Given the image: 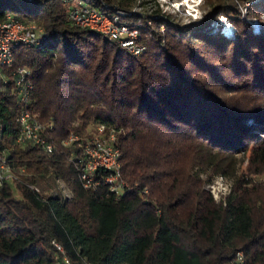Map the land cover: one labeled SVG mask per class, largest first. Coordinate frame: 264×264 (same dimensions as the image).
Segmentation results:
<instances>
[{"label":"trees","instance_id":"trees-1","mask_svg":"<svg viewBox=\"0 0 264 264\" xmlns=\"http://www.w3.org/2000/svg\"><path fill=\"white\" fill-rule=\"evenodd\" d=\"M8 1L0 0V18L12 13L46 32L41 48L17 47L14 66L32 69L30 108L48 124L55 149L48 154L17 141V91L12 80L1 85L0 147L20 181L19 193L11 181L0 184V264H69L65 257L71 264H234L239 250L246 264H264V195L252 194L248 179L237 175V154L249 147V159L264 168L256 133L264 130V105L260 97L248 104L231 99L247 88L264 92V39L242 18L245 0H208L214 6L198 25L145 18L139 27L148 49L141 55L73 24L71 0H14L28 9ZM223 14L238 27L237 39L203 31ZM91 121L117 130L121 175L129 182L120 195L105 185L83 187L71 160L77 147L63 143L71 133L84 137ZM159 130L193 142L191 191L167 152L138 144ZM48 174L72 195L43 193L39 178ZM217 175L234 178L220 200L205 187Z\"/></svg>","mask_w":264,"mask_h":264},{"label":"built area","instance_id":"built-area-1","mask_svg":"<svg viewBox=\"0 0 264 264\" xmlns=\"http://www.w3.org/2000/svg\"><path fill=\"white\" fill-rule=\"evenodd\" d=\"M134 1L137 7L127 9L110 6L107 0H71L67 6V17L73 24L98 31L105 39L115 41L129 52L141 55L147 51L148 45L141 39L142 32L139 25L143 24L145 18L152 23V17L166 16L165 13L169 10L164 9L165 13H163L158 12L157 8L150 7L147 12L141 11L143 0ZM179 2L174 1L172 5L178 11L183 10L181 12L187 14L190 20L198 22L204 20V13L195 8L197 0ZM242 17L245 18V15ZM223 19L227 20L222 16L220 20ZM255 22L253 29L257 33L260 32V24L258 21ZM160 28L164 30L165 25L161 24ZM220 28L221 26L218 29ZM222 32L225 36H229L233 30L227 33L223 27ZM45 40V30L34 20H19L12 13L0 18V86L12 80L17 91L19 109L16 121L20 127L17 141L22 145H38L46 153L51 154L55 144L45 134L48 124L41 121L30 108L31 96L35 88L32 69L22 65L14 66L15 51L19 45L39 49ZM63 143L66 146L74 144L77 147L71 160L74 161L83 187L97 189L100 185H105L111 192L120 195L129 186V182L121 175L122 152L118 144L117 130L113 126L103 122L96 123L93 134L81 137L77 133H71ZM15 171L0 147V184L4 181L18 183L20 176ZM31 187L40 191L35 184H31ZM71 194L68 193L66 196ZM56 245L63 250L60 244L56 243ZM65 261L71 264L67 257ZM234 264H246L244 251H237Z\"/></svg>","mask_w":264,"mask_h":264},{"label":"rangeland","instance_id":"rangeland-1","mask_svg":"<svg viewBox=\"0 0 264 264\" xmlns=\"http://www.w3.org/2000/svg\"><path fill=\"white\" fill-rule=\"evenodd\" d=\"M174 1L179 2L182 0H143L141 11L147 12L150 7H152L153 9L157 8L158 12H163L164 9H167L169 10V12L163 13H165L166 16L172 18L173 22L178 26H186L190 24L198 25L202 22L190 20L187 14L181 12L183 10L178 11V9H176L172 5V2L174 3ZM244 2L245 3H241L239 7L240 9H242L244 13L243 15H245V18H242L248 23L252 35L264 39V0H253L255 6L251 4L252 1L245 0ZM8 3L11 6L15 4L22 6L25 9L31 7V4L22 1L9 0ZM195 4V8H197L199 12L204 13V19L208 17V14L214 6V4H212V2L208 0H197ZM136 7L137 3L134 0H129V5L125 8L134 9ZM222 16L227 18V20L221 21L220 19ZM230 20L231 18L227 15H220L218 16V18L211 21L208 25H205L203 31L209 34L220 33L224 35L222 31L225 23L224 21H226L229 25H231V28L233 30L232 34H230L228 37L231 39H237L239 37L238 27L233 23L232 20ZM255 21H258L260 24V32L257 33L253 29ZM220 26L221 28L218 29ZM159 29L160 31L164 32L166 31V26L164 30H162L161 28ZM188 35L190 36L191 33H189ZM258 38L256 40H258ZM258 97H260V99H258L257 103L260 102L259 104L264 105V92L261 93L260 90L254 92L252 89L247 88L246 90H243L242 92H239L234 95V97H232L231 99L248 104L251 101L250 99L257 100ZM247 123L251 125V127H255V125L258 126L257 122L253 121L252 119H248ZM95 124L96 123L91 121L90 124L87 126V131L83 135L86 136V134L89 133L93 134V131L95 130ZM256 133H258V135L264 141V130H256ZM138 144H141V146L145 147L147 151H151V153H157V155L161 153V151L167 152L168 155H170L168 159L171 161L173 171H176V173L179 174L183 180H185L182 182V185L185 187V189L188 192L191 191L190 188H192V183L190 180L187 179L189 178L188 171H192V166L194 162L193 142L181 140L173 133H167L163 130H159L158 135L157 133L147 132L141 137ZM237 157H239V160L237 162V175H243V177L248 179V188L252 192V194L258 195L260 193L264 195V168H262V166L259 164L252 163L251 159H249L250 147L246 152L244 151L238 153ZM204 177H206V175L203 174V178ZM39 179L40 180L38 182V186L46 195L50 193H61V195L63 196H66L68 193L71 194L70 189L62 179L58 178L54 180L49 174ZM233 183V177L217 175L213 177V182L206 183L205 187L211 190L217 200H220L223 196L227 195L230 192ZM13 188L15 189L16 193H19L18 183H13Z\"/></svg>","mask_w":264,"mask_h":264},{"label":"bare ground","instance_id":"bare-ground-1","mask_svg":"<svg viewBox=\"0 0 264 264\" xmlns=\"http://www.w3.org/2000/svg\"><path fill=\"white\" fill-rule=\"evenodd\" d=\"M185 2H190V0H185ZM224 20V19H223ZM225 23H224V27H225V31L227 32V33H231V30H232V28H231V25H229L226 21H224ZM256 23V22H255Z\"/></svg>","mask_w":264,"mask_h":264}]
</instances>
